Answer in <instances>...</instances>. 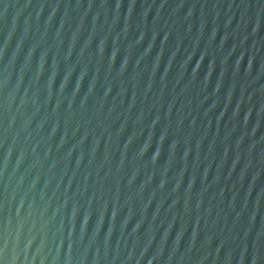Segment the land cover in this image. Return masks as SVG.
Masks as SVG:
<instances>
[{"label":"water","instance_id":"water-1","mask_svg":"<svg viewBox=\"0 0 264 264\" xmlns=\"http://www.w3.org/2000/svg\"><path fill=\"white\" fill-rule=\"evenodd\" d=\"M0 264H264V0H0Z\"/></svg>","mask_w":264,"mask_h":264}]
</instances>
